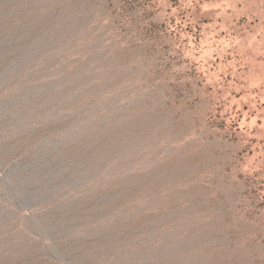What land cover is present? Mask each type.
I'll return each mask as SVG.
<instances>
[{"label":"rangeland","instance_id":"374dc122","mask_svg":"<svg viewBox=\"0 0 264 264\" xmlns=\"http://www.w3.org/2000/svg\"><path fill=\"white\" fill-rule=\"evenodd\" d=\"M0 264H264V0H0Z\"/></svg>","mask_w":264,"mask_h":264}]
</instances>
